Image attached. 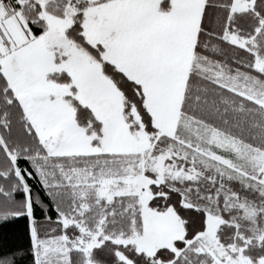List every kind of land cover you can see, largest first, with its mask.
Segmentation results:
<instances>
[{
	"label": "snow or ice",
	"instance_id": "1",
	"mask_svg": "<svg viewBox=\"0 0 264 264\" xmlns=\"http://www.w3.org/2000/svg\"><path fill=\"white\" fill-rule=\"evenodd\" d=\"M0 264H264V0H0Z\"/></svg>",
	"mask_w": 264,
	"mask_h": 264
},
{
	"label": "trees",
	"instance_id": "2",
	"mask_svg": "<svg viewBox=\"0 0 264 264\" xmlns=\"http://www.w3.org/2000/svg\"><path fill=\"white\" fill-rule=\"evenodd\" d=\"M22 229L23 224H12L6 228H0V239L6 236L11 243H24Z\"/></svg>",
	"mask_w": 264,
	"mask_h": 264
}]
</instances>
